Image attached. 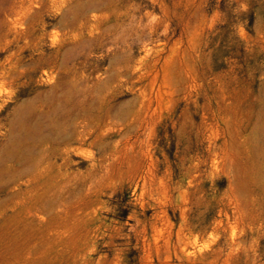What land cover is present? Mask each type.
Wrapping results in <instances>:
<instances>
[{
  "label": "rangeland",
  "instance_id": "rangeland-1",
  "mask_svg": "<svg viewBox=\"0 0 264 264\" xmlns=\"http://www.w3.org/2000/svg\"><path fill=\"white\" fill-rule=\"evenodd\" d=\"M0 264H264V0H0Z\"/></svg>",
  "mask_w": 264,
  "mask_h": 264
}]
</instances>
